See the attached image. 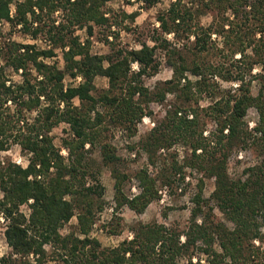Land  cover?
<instances>
[{"label": "trees", "instance_id": "1", "mask_svg": "<svg viewBox=\"0 0 264 264\" xmlns=\"http://www.w3.org/2000/svg\"><path fill=\"white\" fill-rule=\"evenodd\" d=\"M112 1L0 0V152L19 144L28 158L26 166L0 159V219L19 256L3 257L0 264H48L50 253L62 264H264V0H174L158 13V24L139 30L140 47L118 40L121 26L133 30L123 24L140 11H115L107 7ZM136 1L151 8L160 0ZM207 13L214 19L204 25ZM6 24L35 42L7 37ZM93 38L110 51L93 53ZM58 51L63 68L50 61ZM161 57L173 73L151 88L145 79L159 72ZM256 66L259 73H253ZM8 68L20 82L10 79ZM68 75L81 80L66 84ZM99 76L108 78L107 88H97ZM253 78L260 79L257 94ZM221 80L237 82L223 87ZM169 93L176 97L172 109L141 144L153 164L159 149L182 144L187 154L156 175L140 169V192L128 197L129 175L117 169L122 158L105 139V128L124 127L135 136L150 104L164 102ZM206 97L211 102L201 106ZM250 108L259 115L253 126L246 121ZM63 123L69 127L62 139L67 157L52 135ZM97 146L103 162L114 166L118 207L127 204L138 214L159 197V184L172 188L199 173L188 226L139 223L130 239L104 247L91 235L105 203V187L88 156ZM248 148L255 162L246 177L232 178L231 156ZM210 179L214 190L206 196ZM216 208L232 226L216 217ZM75 216L78 232L63 234ZM198 252L204 258L194 260Z\"/></svg>", "mask_w": 264, "mask_h": 264}, {"label": "rangeland", "instance_id": "2", "mask_svg": "<svg viewBox=\"0 0 264 264\" xmlns=\"http://www.w3.org/2000/svg\"><path fill=\"white\" fill-rule=\"evenodd\" d=\"M174 0H160L155 6L151 8L143 7L142 3L137 2L136 0H115L107 4L108 8H111L115 11L124 10L128 13L134 11H140V14L135 21L127 19L123 25L131 27L133 30H126L121 26L119 41L122 44H127L130 47H140V38L139 30L143 27L150 25L158 24L156 17L161 10L167 9ZM214 19L213 13L204 14L201 18V22L204 25H208ZM112 30H119V27L116 26ZM3 31L7 37H12V39L20 42H35L33 39H30L28 36L12 30L8 24L3 26ZM77 33L81 36L82 40H85L87 37V32L85 29H80ZM172 37V35H170ZM110 39H113V35L110 36ZM41 46H46L43 40L37 42ZM151 43V42H150ZM219 43V41H218ZM0 40V46L2 45ZM152 44V43H151ZM221 46V45H220ZM110 51L109 46L104 41H100L96 38H93L92 52L106 54ZM59 56L50 60L51 62L57 61L60 67H64V62L61 57V52ZM161 61V66L159 72L151 77L146 78V84L153 88L157 82L170 79L172 76V68L166 62L164 58ZM3 59L0 56V65H2ZM136 68V65H135ZM8 75L10 79H13L16 82H20L22 77L19 73L12 71L8 68ZM261 71L260 66L254 68L253 73H259ZM81 80L80 77L77 79L71 78L69 75L66 77V84H77ZM236 80L225 81L221 80L223 87H230L236 85ZM95 84L98 89H104L109 86V80L107 77L99 76L95 80ZM252 91L257 94L260 87V79H252ZM176 97L174 94L169 93L167 99L164 102L154 101L150 104L148 108L147 115L144 116L142 121L137 126V134L135 136H129L128 132L124 127L112 126L105 128L104 136L106 140L111 142L117 149V154L122 158L117 164V169L122 172H125L129 175L125 181L124 192L130 197L134 194L140 192V183L136 177V173L143 168H147L152 175H156L161 167L166 162L175 158L176 160L182 161L184 156L187 154V149L183 147L182 144H176L175 146L169 148L168 150L163 148L159 149L156 154L153 156V161L150 159L148 152L145 151L142 147L141 139L149 134L150 130L155 126L157 122L162 120L166 115L167 111L172 109V105L175 103ZM76 104L80 102L75 101ZM211 102L210 98L202 99L199 104L201 106H206ZM101 108V107H100ZM101 110H103L101 108ZM259 119L258 112L255 108H250L246 116V121L250 125H255ZM208 128L213 127V123H208ZM68 125L60 124L53 131L52 135L54 136L55 143L58 147L61 148V153L65 157L68 156L67 148L62 146V139L68 135ZM89 147V145H87ZM88 156L93 159V166L97 170L96 174L100 179L101 183L105 187L104 192V208L99 212L97 220L91 230V235L100 240L104 247H115L120 245V243L125 239H130L133 235L132 229L139 223H152L157 222L165 224L168 227H178L185 229L191 218V209L194 206L193 196L197 190V183L200 179V174L197 172L189 175V178L186 179V182L190 180L189 183L186 182L178 184L174 187H169L167 185L162 186L159 184L160 192L159 197L149 204L146 210L138 214L133 211L127 204L118 207L117 199L115 197V178H114V166L106 165L102 160L100 147L97 146L94 148ZM0 159H11L12 161L26 166L28 163V158L23 153L19 144H13L9 150L0 152ZM256 160V153L253 149H243L234 153L228 165V172L232 178H244L245 169L253 164ZM91 180H89L90 182ZM205 194L209 196L214 190V179L205 181ZM3 196V192L0 190V198ZM26 212H29L28 206L24 207ZM167 211V215L165 214ZM216 217L219 220H222L227 223L228 226H232L224 216L215 209ZM77 217H73L70 222H68L62 229L63 234H67L70 231H77ZM5 223L3 219H0V260L3 257H14L19 258L16 254L13 253L12 248L8 245L5 234ZM47 249H50V246H46ZM201 255L204 258V255L201 252H198L195 255L194 260H196ZM31 262L34 260V256L30 255L27 257ZM48 264H62V261L57 259V256L49 254L47 256ZM185 261V259H182ZM19 264V263H17Z\"/></svg>", "mask_w": 264, "mask_h": 264}]
</instances>
